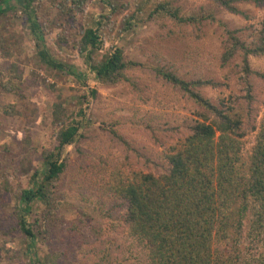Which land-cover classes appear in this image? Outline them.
Returning <instances> with one entry per match:
<instances>
[{"label":"trees","instance_id":"trees-1","mask_svg":"<svg viewBox=\"0 0 264 264\" xmlns=\"http://www.w3.org/2000/svg\"><path fill=\"white\" fill-rule=\"evenodd\" d=\"M83 1L88 0H62L59 14H70L72 7L82 6ZM34 2L0 0V18L15 17L22 7V16L35 37L42 63L57 73L73 74L85 84L88 81L86 70L76 71L55 56L52 48H48L44 40L45 26L39 20ZM106 2L112 14L125 11L126 6L119 5L115 0ZM213 2L247 20L250 14L240 7V3L264 5V0ZM140 11L139 7L134 13L125 14L124 30L133 27L132 19L141 15ZM155 15L164 18L162 26L169 22L177 26H191L196 40L201 39L206 23L217 22L223 28L219 65L230 67L236 74V88L229 94L222 92L214 99L207 96L203 89H219L224 82L201 72L195 71L188 76L182 73L180 65L183 63L174 58L175 51L172 52L171 47L166 54H157L155 62H140L126 57L124 48L117 42L106 44L100 28L101 20L97 23L99 27L85 28L76 47L89 74H93L92 79L98 84L106 87L129 84L140 91L133 72L146 68L170 87L180 90L192 104L191 108L188 107V119L184 125L187 132L168 147L163 154V162L133 147L130 150L144 158L146 166L151 167L146 171L130 168L117 171L110 174L102 185L107 195L114 198V206L119 204L117 200L123 201L126 206L121 219L124 232L140 248L137 260L131 259L133 253L120 259L122 243L104 228L95 225L92 234L96 243L87 250L94 257L92 264H264V116L257 119V105L264 101V72L254 69L250 62L252 55H264V19L257 26L250 24L233 28L219 19L213 8L202 7L184 15L181 6L174 0H156L150 9V18ZM140 17L145 16L142 14ZM245 30L246 36L243 35ZM180 32L173 29L169 38ZM59 39L60 42H67L65 36ZM175 54L178 55L177 52ZM230 77V74L226 75L227 79ZM258 81L262 83V98L257 97L255 92ZM50 87L55 88L56 85L53 83ZM28 89L24 71L18 65L0 71V91L27 95ZM58 95L62 97L55 94V99ZM98 95V90L91 88L69 102L59 98L54 101L49 122V136L55 143L53 147L49 137L39 146L34 136H25L22 148L26 156L15 162L16 157H11L14 150L10 144L5 142L0 145V161L5 162L4 176L0 181V200L5 203L14 198L18 200L12 207L16 218L2 233L5 238L14 234L25 243L21 249L4 245L11 253L8 257L20 259L18 253L29 254L31 264H66L64 255L67 251L62 243L70 232L79 230L90 243L91 235L82 231L80 220L68 226L61 224L54 195L56 181L68 165L67 154L76 150L75 145L84 138L82 129L89 121L92 99ZM16 103L0 105V113L15 115ZM115 126L107 128L116 139L130 146ZM149 126L153 129L152 125ZM21 161H27L32 166L31 176L26 181L20 177L14 182L10 178L12 174L27 170L19 165ZM37 161H40L38 167ZM37 203L44 207L39 216L34 212ZM49 223L56 228L54 231L47 226ZM41 237L45 242L40 243ZM245 249L249 254H243ZM1 250L0 261L5 259Z\"/></svg>","mask_w":264,"mask_h":264},{"label":"rangeland","instance_id":"rangeland-1","mask_svg":"<svg viewBox=\"0 0 264 264\" xmlns=\"http://www.w3.org/2000/svg\"><path fill=\"white\" fill-rule=\"evenodd\" d=\"M115 1L119 5H125V11L112 14L106 0L105 2L88 0L81 2L83 4L80 7L78 5V7H72L70 14L61 15L59 4L62 0H35L34 2L39 20L45 26L44 40L48 48H52L55 56L66 64H70L76 71L86 70L85 76L88 81L85 84L78 81L73 74L57 73L55 69L42 63L35 37L22 16V7L19 8L15 17L0 18V71L10 69L16 64L24 71L26 84L29 85L27 95L0 91L1 106L17 102L15 115L4 116L0 113V126L2 124L0 145L5 142L10 144L14 150L11 157H16L15 162L22 156H26V151L22 148V140L25 136H34V141L39 146L48 137L50 139L49 122L52 118L53 103L57 98L69 102L91 88L99 92L97 98L92 99L89 121L82 129L85 136L75 145L76 150L71 149L72 151L68 152L66 170L56 181L57 190L54 199L58 204L57 217L62 221L61 224L68 226L73 221L80 220L78 222L82 231L91 235L90 243L87 242V238L82 237L83 234L79 230L72 231L65 237L66 241L62 244L67 251L64 255L66 264H92L95 261L93 255L87 252L96 243L92 234V227L95 225L104 228L122 243L123 252L120 253V259L133 253L131 259L137 260L136 254L139 253L140 248L137 247L134 239L124 232L121 219L126 206L121 200H117L119 204L114 206V198L107 195L102 185L109 179L110 174L117 171H126L129 168L146 171V168L151 167L146 166L144 158H140L135 151L130 150L133 147L163 162L164 152L187 132L184 125L188 119V107H192L180 90L170 87L157 78L152 70L146 68L133 72L140 91L129 84L112 87L98 84L92 79L93 74H89L84 58L76 47L85 28L99 27L101 20L100 28L106 44L117 42L124 48L126 57L140 62H155L157 54H166L171 47L172 52L175 51L174 58L183 63L180 65L182 73L188 76L195 71L201 72L209 78L224 82L219 89L212 87L203 89L207 96L214 99L218 98L222 92L229 94L236 88L234 85L236 74L230 67L223 68L219 65L218 54L223 28L217 22L206 23L201 39L196 40L193 38L191 26H177L171 22L162 26V22L165 21L163 17L155 15L150 18V9L154 7L156 0ZM174 3L181 6L184 15H190L202 7L213 8L216 10L217 17L233 28L250 24L257 26L264 19V5L256 6L248 2L240 3V7L250 14L248 20L218 6L213 0H174ZM139 7L141 15L145 17L136 16L132 19L133 27L124 30L125 14L134 13ZM102 15H108V17L102 18ZM173 29L181 32L169 38ZM243 35L246 36V30ZM62 36L67 37V42H60L59 38ZM176 52L178 55L175 54ZM250 62L254 69L264 72V55H252ZM227 74L231 75L228 79ZM53 83L56 85L55 88L50 87ZM256 84V95L262 98V83L258 81ZM55 94H60L62 97L58 95L55 99ZM257 106L259 107L257 119L260 120L264 116V101H260ZM69 107L72 109L71 104ZM153 115L154 118H152ZM45 116L47 119L44 118ZM115 124L118 126L117 130L129 141L130 146L116 139L107 128V126L116 128ZM149 125H152L153 129ZM171 127L178 129L171 130L169 129ZM50 144L54 146L53 138L50 139ZM4 164V161H0V181L4 176ZM39 164L40 161H37V167ZM19 165L27 170L25 173L12 174L10 178L14 182L20 177L26 181L31 176L32 166L30 167L27 161L26 163L21 161ZM1 191L3 193V189ZM17 203L18 200L15 198L6 203L0 200V248H2L1 254L5 256L0 264H31L29 254L18 253L21 256L20 259L16 256L10 258L8 255L11 253L4 247L5 245L21 249L25 245L22 239L14 234L5 238L2 233V230H7L12 219L16 218L17 214H13L12 207ZM43 208L40 204H35V215L39 216ZM47 226L51 228V231L56 229L51 223ZM43 242L45 240L41 237L40 243ZM243 254H249L248 250L245 249Z\"/></svg>","mask_w":264,"mask_h":264}]
</instances>
